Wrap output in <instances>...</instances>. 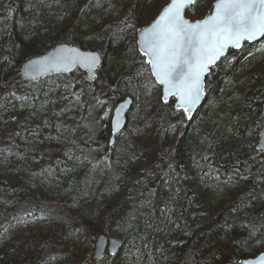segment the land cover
<instances>
[{
	"label": "trees",
	"instance_id": "obj_1",
	"mask_svg": "<svg viewBox=\"0 0 264 264\" xmlns=\"http://www.w3.org/2000/svg\"><path fill=\"white\" fill-rule=\"evenodd\" d=\"M34 1L0 0V17L7 16L12 28L0 45V242L13 239L1 251L0 264H116L118 256H92L96 239L114 233L144 260L151 257L150 264H240L264 252V153L254 150L225 165L216 154L219 175L240 183L237 191H225L218 207L202 191H188L184 181L194 131L185 126L174 100L162 103L161 89L136 45L137 31L170 0L154 11L149 0H102L107 5L102 10L92 9L88 0L69 28L26 46L14 29ZM216 1L207 0L201 14L188 9L187 17L205 19ZM59 43L105 54L120 49L111 61L104 59L95 84L80 71L32 83L20 79L27 60ZM251 47L231 52L220 65ZM206 82L207 102L216 98L221 82L212 75ZM256 82L254 94L261 92L264 99V72ZM127 97L133 100L127 135L111 147L106 108ZM204 106L195 120L206 114ZM40 218L48 229L37 242H26L33 251L22 246L16 254L15 240H22L16 232ZM85 246L91 252L81 261Z\"/></svg>",
	"mask_w": 264,
	"mask_h": 264
},
{
	"label": "rangeland",
	"instance_id": "obj_2",
	"mask_svg": "<svg viewBox=\"0 0 264 264\" xmlns=\"http://www.w3.org/2000/svg\"><path fill=\"white\" fill-rule=\"evenodd\" d=\"M86 1L88 0H35L23 10L25 12L24 19L16 20L14 30L23 35V42L26 46L32 45L39 36L44 42L47 37L60 34L69 28L74 22L80 5ZM161 1L164 0H149L148 9L154 11ZM102 3L105 1L93 2L92 9L100 8L102 10L107 6H102ZM2 5L1 2L0 6ZM206 7L207 0L199 7L197 14H201L200 12ZM8 19L5 15L0 17V45L12 30ZM95 21H99L98 18L95 17ZM97 25L101 27L103 24L99 21ZM119 49L118 46H114L108 54L101 53L105 62L111 61ZM17 62L18 60L15 61V63ZM263 72V43L252 46L243 56L232 54L225 64L217 66L211 73L212 77L220 81L221 84L216 86V98H211L206 102L204 106L206 114L204 115L202 112L196 120V116H194L191 121H187L185 115L183 117L185 126L188 129H193L194 132L191 134L195 139L190 161L183 166L184 181L188 186V191L200 190L206 194L208 203L213 207L219 206L228 188L232 187L233 191H237L240 186L239 182H228L226 178L219 175L213 165L216 154L219 153V156H222L220 165H225L238 155H251L254 150H257L259 133L262 128V125L258 128L260 111L258 103L263 102L264 99L261 97V92L254 93L258 90L256 78ZM206 90L207 93L210 91L207 88ZM198 123L202 128L197 127ZM126 135V133L121 134L117 140H122ZM48 227L42 218L37 222L22 226L15 234L17 237H22V240H18V242L15 240L13 250L17 254L23 246L25 252L33 251V247L26 242L40 240L41 234H44ZM108 237L122 238L117 233ZM11 240L13 239L10 237L8 240L0 242V253L10 244ZM90 249L89 246L81 248V261L84 260L88 252H91ZM126 249L127 252H125ZM15 252L13 253L15 254ZM93 253L94 249L92 256ZM147 259L144 260L142 254L133 252L132 247L125 244L118 255L116 264H150L151 257H147ZM56 264L62 263L59 261Z\"/></svg>",
	"mask_w": 264,
	"mask_h": 264
},
{
	"label": "snow or ice",
	"instance_id": "obj_3",
	"mask_svg": "<svg viewBox=\"0 0 264 264\" xmlns=\"http://www.w3.org/2000/svg\"><path fill=\"white\" fill-rule=\"evenodd\" d=\"M201 0H170L155 21L139 31L143 63L158 84L164 86L163 103L174 97L176 107L188 119L203 95V78L229 46L264 38V0H218L207 18L189 22L185 9L198 10ZM130 26V25H129ZM99 57L76 53L62 58L70 66L94 68ZM120 120L114 130L119 131ZM264 153V146L257 150ZM239 173V168L236 169ZM240 178H244L242 175ZM259 264H264V257Z\"/></svg>",
	"mask_w": 264,
	"mask_h": 264
},
{
	"label": "water",
	"instance_id": "obj_4",
	"mask_svg": "<svg viewBox=\"0 0 264 264\" xmlns=\"http://www.w3.org/2000/svg\"><path fill=\"white\" fill-rule=\"evenodd\" d=\"M90 1L95 2L96 0H90ZM216 3H218V0L214 3V5ZM214 5H213L212 11L214 10ZM187 10L188 8L185 9V19H187L186 18ZM188 21L191 22L190 20ZM139 31L140 29L137 32V41L139 40ZM263 39L264 38H258L257 40L252 41V42L244 41L242 42V45L240 48H233L229 46V48L226 49L224 55H222L215 62V64L210 67L209 72L205 74L203 78V95L201 96L199 102L193 107L192 118L191 119L187 118L188 121H191L194 118V116L203 107L205 103V100L207 97L206 78L210 75L211 70L215 68L216 66H218L222 62V60L225 59L229 55L230 52L240 50L245 44L254 45V44L260 43ZM137 47H138V51L140 55L143 56L141 51L139 50L138 43H137ZM76 53L85 54L89 56H97L99 57V60L96 63L94 68H89L79 63L68 66L62 62L63 57L72 56V55H75ZM144 58L146 59V57ZM102 64H103V57L101 56L100 53L96 51H85L75 45H70V44H57L51 50H49L46 54L26 61L20 68V78L26 82H35V81H38L40 79H43V78H46L52 75H71V74H74L77 70H80L85 74L87 81L91 84H94L97 78V72L102 66ZM153 78L155 82L157 83L158 87L161 89V96L163 97L165 93L164 86L158 84L154 76ZM167 99H168V103H170L172 99L175 100L174 97H168ZM162 103H163V100H162ZM132 106H133V100L130 97H127L126 99H124L115 108H114L113 102L109 103L107 107V111L111 112L113 110V117L111 121L112 135L110 139L111 147L114 145L117 136L121 134L126 128L127 121H128V114L130 113ZM174 108L178 110L176 107V100H175ZM262 112H263V127L259 133L257 150L259 147L264 146V102H263ZM117 119L120 120V124L122 125L121 129L118 132L114 130L115 121ZM123 246H124V241L122 239L109 238L105 235H101L96 239V242L94 245V254H93L94 259L100 260L106 255H110L112 257L117 256L120 250L123 248ZM262 257H264V252H262L255 258L242 260L240 261V264H259L260 259Z\"/></svg>",
	"mask_w": 264,
	"mask_h": 264
},
{
	"label": "flooded vegetation",
	"instance_id": "obj_5",
	"mask_svg": "<svg viewBox=\"0 0 264 264\" xmlns=\"http://www.w3.org/2000/svg\"><path fill=\"white\" fill-rule=\"evenodd\" d=\"M145 59V58H144Z\"/></svg>",
	"mask_w": 264,
	"mask_h": 264
}]
</instances>
